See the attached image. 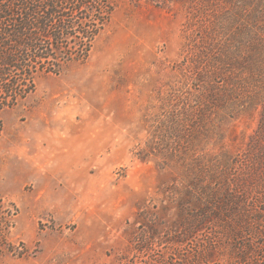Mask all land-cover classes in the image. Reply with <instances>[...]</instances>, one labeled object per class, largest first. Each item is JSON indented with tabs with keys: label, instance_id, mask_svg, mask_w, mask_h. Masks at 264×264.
<instances>
[{
	"label": "rangeland",
	"instance_id": "374dc122",
	"mask_svg": "<svg viewBox=\"0 0 264 264\" xmlns=\"http://www.w3.org/2000/svg\"><path fill=\"white\" fill-rule=\"evenodd\" d=\"M34 82L0 113V264H264V0L119 3Z\"/></svg>",
	"mask_w": 264,
	"mask_h": 264
},
{
	"label": "trees",
	"instance_id": "16d2710c",
	"mask_svg": "<svg viewBox=\"0 0 264 264\" xmlns=\"http://www.w3.org/2000/svg\"><path fill=\"white\" fill-rule=\"evenodd\" d=\"M127 1L167 0H0V113L34 92L38 74L86 62L117 5ZM12 215L0 210V236Z\"/></svg>",
	"mask_w": 264,
	"mask_h": 264
}]
</instances>
